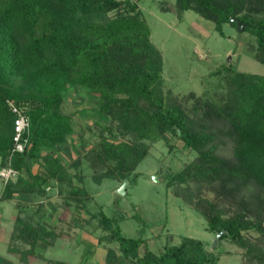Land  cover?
<instances>
[{
	"label": "trees",
	"instance_id": "16d2710c",
	"mask_svg": "<svg viewBox=\"0 0 264 264\" xmlns=\"http://www.w3.org/2000/svg\"><path fill=\"white\" fill-rule=\"evenodd\" d=\"M141 1L0 0V169L11 161L35 182L28 186L44 193L54 183L65 207L83 208L86 223L103 233L100 241L117 245V250L108 249V264H218L220 255L191 237L160 254L148 250L140 256L145 233L127 238L119 224L125 216L109 217L102 207L92 208L95 198L86 170L95 184L128 180L134 186L151 145L174 135L197 156L183 170L166 174L167 187L205 218L209 232L225 231L220 245L228 239L244 250V264H264V76L225 65L216 73L223 74L227 86L224 99L192 94L191 106L179 100L164 89L163 55L152 42ZM253 4L176 0L175 7L180 17L194 11L214 23L221 35L225 24L237 27L231 20L240 18L246 24L243 32L256 39L255 59L264 65V17L247 13L256 8ZM261 4L264 8V0ZM70 86L98 98L106 125L96 146L65 163L58 150L73 134L74 114L62 109ZM8 100L25 107L30 119L26 137L32 146L24 153L12 152L15 116ZM230 143L228 157L220 147ZM12 182L6 198L23 183L20 176L17 186ZM55 238L54 231L20 215L14 240L24 248L10 251L27 260L38 242Z\"/></svg>",
	"mask_w": 264,
	"mask_h": 264
},
{
	"label": "rangeland",
	"instance_id": "374dc122",
	"mask_svg": "<svg viewBox=\"0 0 264 264\" xmlns=\"http://www.w3.org/2000/svg\"><path fill=\"white\" fill-rule=\"evenodd\" d=\"M261 1L253 0L256 8L247 13L264 17ZM175 2L142 0L139 4L151 28L152 42L163 55L165 91H172L191 106L195 100L192 94L208 96L211 100L224 99L227 86L223 74L216 73L223 72L225 65H232L239 72L264 76V65L255 59L256 39L249 31L240 32L237 27L225 24L221 35L214 23L194 11L180 17ZM98 105V98L87 89L69 87L62 109L66 114H74L73 134L59 150L68 163L99 142L106 120L100 115ZM220 148L225 156H232L231 143ZM196 156L184 148L182 140L165 135L151 145L149 155L137 168V183L134 186L129 183L125 195L118 193L123 182L106 180L98 185L91 181L86 170L90 192L95 198L92 208L102 207L109 217L125 216L119 224L127 238H139L145 233L147 242L140 253L148 249L160 254L165 247L181 244L183 237H191L203 241L210 251L220 255L218 264H244V250L228 239L214 248L217 235L207 230L205 218L167 187L166 174L183 170ZM191 190L194 193L197 187ZM207 195L213 198V194ZM115 200L119 205H114ZM76 242L68 240L66 244L70 246H57L41 255L68 264L87 263L94 245L90 241L78 245V238Z\"/></svg>",
	"mask_w": 264,
	"mask_h": 264
},
{
	"label": "crops",
	"instance_id": "0c3cea01",
	"mask_svg": "<svg viewBox=\"0 0 264 264\" xmlns=\"http://www.w3.org/2000/svg\"><path fill=\"white\" fill-rule=\"evenodd\" d=\"M61 148L62 146L59 150ZM60 157H64L63 154H61ZM62 159L65 163H68L64 158ZM1 166L2 158L0 157V167ZM39 172L40 168L34 166L33 173L38 174ZM20 180L23 183H19L18 186L16 184L17 180L11 183L14 187L17 186V188L15 187L12 197L6 198L7 184L0 178V264L66 263L49 256H42L41 253H47L57 248V246L65 247L67 245L68 247L70 245L66 244V242H68V240H75L76 242L77 238L78 245L87 243V241H90L94 245L90 254V261L86 260L87 263L83 261L81 264H108L106 260L108 249L113 248L117 250V245L116 243L113 244L100 241V237L103 233L100 230L97 231L94 229L92 223H86L89 216L83 208L65 207L54 183L47 185L45 187V192L40 193L38 188L28 186L35 185V182L29 175L21 173ZM24 186H26V188L29 187V189L23 191L22 187ZM20 215L23 218L33 219L34 224H40L57 234V238L55 239H48L47 242H38L34 255L29 256L27 260H23L20 254L10 251V248L14 246L24 248L22 241L19 239L14 240L16 221ZM94 225H96V223H94ZM4 251L5 253L2 254L1 252ZM147 251L148 249H146L144 253H140L139 250L140 256L145 255ZM125 264H133V262L127 261Z\"/></svg>",
	"mask_w": 264,
	"mask_h": 264
},
{
	"label": "built area",
	"instance_id": "2783aa9c",
	"mask_svg": "<svg viewBox=\"0 0 264 264\" xmlns=\"http://www.w3.org/2000/svg\"><path fill=\"white\" fill-rule=\"evenodd\" d=\"M7 104L11 113L15 116L13 137L14 147L12 152L24 153L32 146L29 138L26 137L30 128V119L26 114L25 108L18 105L14 100H8ZM19 176L20 172L12 167L11 161L8 166L0 169V178L6 184L10 181L12 182L17 180Z\"/></svg>",
	"mask_w": 264,
	"mask_h": 264
},
{
	"label": "water",
	"instance_id": "95a60500",
	"mask_svg": "<svg viewBox=\"0 0 264 264\" xmlns=\"http://www.w3.org/2000/svg\"><path fill=\"white\" fill-rule=\"evenodd\" d=\"M231 21L232 22H235L237 24V28H238V30L240 32H243L245 30L246 24H243L240 18H233ZM128 185H129V181L128 180H125L123 182V185L118 190V193L120 195H125L126 194V188H127ZM224 233H225V231L217 234V237H216L215 242H214V245H213L214 248H217L219 246V244H220V238L222 237V235Z\"/></svg>",
	"mask_w": 264,
	"mask_h": 264
}]
</instances>
